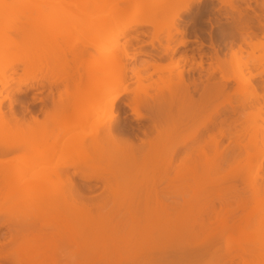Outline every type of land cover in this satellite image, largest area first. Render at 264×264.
<instances>
[{"label": "bare ground", "instance_id": "1", "mask_svg": "<svg viewBox=\"0 0 264 264\" xmlns=\"http://www.w3.org/2000/svg\"><path fill=\"white\" fill-rule=\"evenodd\" d=\"M58 1L67 10L74 0ZM203 1L186 0L169 18L164 36L161 29L154 30L144 44H134L147 36L138 28H154L161 8L151 5L143 13L136 11V33L125 37L120 50L125 59L128 51L134 59L142 54L136 47L149 45L153 51L143 55L151 63L142 67L126 68L119 63L96 67L95 61L108 53L83 44L82 48L61 45L16 52L10 67L38 63L42 79L50 86L64 85L66 96L60 94L63 98L55 102L57 109L52 104L55 111L42 120L32 117L24 123L3 112L4 99L0 100V202L13 208L8 240L0 245V252H6L0 253V264H131L137 257L143 264H264V241L250 243L244 240L245 234H235L253 219L254 204L264 209V177L260 185L255 178H242L257 159L253 155L243 161L242 154L257 153L264 145V134L245 125L244 117L226 125L223 108L229 105L233 111L237 103L226 93L230 79L212 44L214 55L205 80L201 79V56L195 67L194 59L186 55L176 57L172 67L157 63L172 59L178 47L186 46L181 21ZM251 1L257 4V0H217L227 21L223 35L240 42L238 49L255 35L248 12ZM111 2L102 0L98 9ZM240 3L248 6L240 8ZM260 4L264 9V0ZM130 9L129 5L116 12ZM93 11L85 9V13ZM144 15L150 17L144 20ZM131 20H126L123 33L129 32ZM21 35L18 41L12 40L17 48L27 44ZM176 36L180 41L170 47ZM81 70L85 83H81ZM26 72L33 71L27 68ZM194 72L198 79L189 78ZM234 74L239 75V70ZM129 77L136 85L132 90L127 87ZM22 86L17 84L11 93L25 92ZM81 87L90 99L64 101L79 94ZM119 88L121 94L130 95L123 105L134 120L148 124L138 142L121 133V118L113 111L119 95L107 96ZM253 93V104L264 113ZM103 98V119L89 131L60 141L69 130L88 127V117L96 113ZM6 99L11 110L15 101ZM87 101L90 106L83 113L80 109ZM67 106L76 109L71 127ZM48 125L57 127L56 136L45 138ZM225 139L228 145L222 144ZM53 140L62 146L57 149L48 144ZM57 153L59 164L47 167ZM69 158H73L70 164ZM69 167L83 182L103 186L97 204L84 202L73 176L66 175Z\"/></svg>", "mask_w": 264, "mask_h": 264}, {"label": "rangeland", "instance_id": "2", "mask_svg": "<svg viewBox=\"0 0 264 264\" xmlns=\"http://www.w3.org/2000/svg\"><path fill=\"white\" fill-rule=\"evenodd\" d=\"M185 1L186 0H112L105 8L98 9L102 0H86L84 2L74 0L71 2V8L66 10L62 9L63 6L58 0H0V82L8 79L6 84H0V100L4 99L1 104L2 111L6 112L8 115L14 114L19 119L20 123H24V121L29 122L32 117H36L37 120L41 118L40 120H42L47 116L46 114L54 112L55 108L57 109V104H55V102H57V99L63 95L65 91L64 85L58 84L50 86L48 82L44 81L45 79H42L40 73L37 71L38 63L32 66L27 65V67L20 64L10 67L9 63L16 59L15 54L17 51H33L39 50L41 47L54 49L56 46L61 45H75L82 48L83 44L93 46L102 52L108 53L104 55L103 58H98L95 61L94 65L96 67L102 63L106 66L119 63L123 66L125 65L126 68L149 65L151 63L150 58L143 55V53H149L151 50L153 51L149 45L145 44L141 47L137 44L140 47H136V49L139 48L137 51L141 50L142 54L137 55L134 59H132L133 55L130 51H128L127 60L121 55L120 49L125 37L136 33V17L139 15L136 11L140 12L146 9L145 6L151 5H158L159 8H161L155 18L156 26L154 28L149 26L138 28L139 31H143L147 36L134 42V44H144V42L150 40L154 30L161 29V37L164 36L169 18ZM260 3L261 0H257L258 6H261ZM257 4L253 1L248 4L250 7L248 12L252 21L250 25L252 26L251 32L255 35L247 40L241 49L237 47L240 42L234 41L232 38L223 35V33L227 31L224 9L219 5L217 0H204L192 10L191 14L184 15L181 21L182 29H185L186 46L178 47L172 59L165 58L157 61V63L160 67H172L176 63V57L186 55L194 59L195 62H192V65L195 67L196 62L199 61V56H201L203 68L201 79L205 80V71L209 68V62H211V57L214 55L213 48L210 47L212 44L218 51L219 58L223 61L227 76L230 79V82L226 86V93L231 100L237 103L233 111L229 105H225L223 108V113L225 115L223 117H226V125L231 123L232 120L236 121L238 118L241 119L244 117L245 120H242V122H244L245 125H252L258 132L264 134V113L258 110L253 104V90H255L256 96L259 99V104L264 108V99H262V95L264 94V29L261 26H264V9L260 6L258 7ZM129 5L131 7L130 10L121 13L116 12L117 9H121V7L126 8ZM248 5L247 3L239 4L240 8H246ZM90 7L95 11L85 13V9L88 10ZM218 8L220 9L217 10ZM149 17L148 15H144L143 18L145 20ZM128 18H132L133 20L128 22L130 29L129 32L125 34L122 32V29ZM45 21H48L50 24L47 26L43 25L42 23ZM38 23L40 25H38ZM20 32L23 36L25 35L24 39L27 44H25V47L17 48L14 46L12 40L14 38V40L18 41L21 35ZM23 36L21 35L22 38ZM179 41L180 36H176L175 40L170 43V47L176 46ZM233 41L232 51H230L231 42ZM200 42L204 44L203 47L199 46ZM155 44L157 43L155 42ZM162 44H165V42L162 41ZM154 51L156 50L154 49ZM154 53L155 52L151 54ZM188 65L189 64H187V66ZM179 66H181V64H179ZM27 68L31 69L33 72L25 73ZM185 69L187 68L185 67ZM236 69H238L240 73L237 76L234 74ZM81 74V83H85L82 70ZM218 76L219 75H217V77ZM189 78L198 79L199 76L197 72H194L193 74L190 73ZM152 79H156V76L153 75ZM19 83L23 85L22 90H25V92L19 94L11 93V89L15 88ZM127 83V87L130 90L134 89L136 86L134 78L132 77L127 78ZM41 84L43 86H41ZM30 86L34 88L32 87V89H29ZM120 91L121 88L113 91L107 96L119 95L118 102L113 111L121 118V133L138 142L139 139L143 138L142 131L146 130L148 124L145 121L134 120L133 116L130 115L129 109L123 105V102H128L127 100L130 98V95L128 93L127 95L121 94ZM8 97L10 100L15 101L11 110L8 108L9 100L6 99ZM82 97L90 99V95L85 94V91L81 87L79 89V94L74 95L73 93V95L67 96L64 101L67 98L68 101H71L72 99H81ZM61 98L63 97L61 96ZM103 100L104 98L99 102L96 113L88 117V127L69 130L63 136L59 137L60 141H65L72 133L81 131L87 132L95 127L97 121L103 119ZM52 104L55 108L52 107ZM89 106L90 102L87 101L81 106L80 111L84 113ZM66 110L67 113L70 114L68 126L71 127L76 118V109H70V107L67 106ZM141 112L144 114L147 113V111L144 110ZM223 117L221 116V119ZM249 120H252V123H250ZM46 128L48 130V135L45 138L50 135L56 136L58 133V129L55 126L48 125ZM38 130H41V127H39ZM100 135L101 131L99 133V136ZM228 142L229 141L225 139L222 144L228 145ZM48 144L57 147V149L62 146V142L57 140L48 142ZM253 155H257V159L253 161L254 168L243 174L242 178L245 180L255 178L256 184L260 185L261 179L264 177V145L257 153L252 151L243 153L242 160L246 161ZM6 159H10V157ZM72 159L73 158H71V160ZM60 160L61 155L58 153L55 154L47 167H56ZM71 160L70 162L67 161L69 162L68 164L71 163ZM41 166L42 165H38V168ZM28 173L29 172H27V174ZM75 173V169L69 167L66 175L73 176L74 183H76L80 195L82 194L81 196L85 198L84 202H90V205H92V203L97 204L100 199L99 197L103 195L101 192L103 186L100 183L83 182L79 179L80 177H78L80 174L77 175L78 173ZM86 173L87 172H83V174ZM29 174H31V172ZM236 184L240 190H243V185H241L239 181L236 182ZM12 210L13 208L10 207V204L8 205L4 202H0V245L8 240L7 227L11 221L10 218L13 214ZM253 210L254 217L250 223L241 227L235 233L237 237L245 234L244 240L250 243L264 241V209L259 207V204L256 203L253 206ZM0 253L3 255L6 252L2 251ZM132 261L133 263L131 264H143L140 257Z\"/></svg>", "mask_w": 264, "mask_h": 264}]
</instances>
